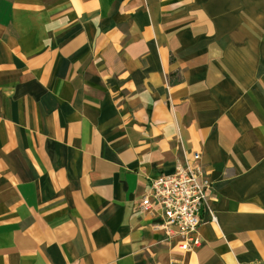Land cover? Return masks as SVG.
Returning a JSON list of instances; mask_svg holds the SVG:
<instances>
[{"label":"crops","instance_id":"obj_1","mask_svg":"<svg viewBox=\"0 0 264 264\" xmlns=\"http://www.w3.org/2000/svg\"><path fill=\"white\" fill-rule=\"evenodd\" d=\"M193 154L181 253L139 203ZM0 264H264V0H0Z\"/></svg>","mask_w":264,"mask_h":264},{"label":"built area","instance_id":"obj_2","mask_svg":"<svg viewBox=\"0 0 264 264\" xmlns=\"http://www.w3.org/2000/svg\"><path fill=\"white\" fill-rule=\"evenodd\" d=\"M191 160L185 164L178 163L172 174L152 180L148 193L139 203L141 211L162 216V223L154 228L164 231L167 237L176 238L175 246L181 253L201 245L198 233L201 212L211 188V182L200 164L199 154H193Z\"/></svg>","mask_w":264,"mask_h":264}]
</instances>
